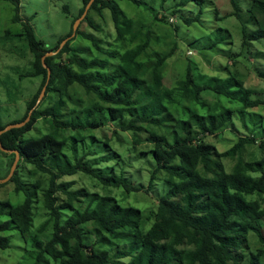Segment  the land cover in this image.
<instances>
[{
    "label": "trees",
    "instance_id": "16d2710c",
    "mask_svg": "<svg viewBox=\"0 0 264 264\" xmlns=\"http://www.w3.org/2000/svg\"><path fill=\"white\" fill-rule=\"evenodd\" d=\"M10 1L16 5L14 21L23 24L18 33L7 31L10 48L16 50L18 45L13 43L19 37L26 45V55L33 54L31 70L23 76L41 78L39 90L19 120L23 121L37 105L48 81L49 69L44 57L57 51L74 33L75 23L90 0H84L71 31L61 38L55 49L47 47L34 26L22 18L21 0ZM206 1L197 0L200 4ZM230 1L233 10L221 16L216 14L218 20L235 16L244 21L245 0ZM247 1V10L256 27L243 26V51L232 54L222 47L228 44L231 35L230 29L222 27L201 36L203 48L224 51L234 56L236 62L242 56H250L254 41L264 38V0ZM189 2L191 0H181L176 7L181 9ZM150 9L155 20L161 18L170 22L167 13L160 17V11ZM66 10L69 11L67 6ZM107 10L115 25V38L106 45L105 39L96 32L99 27L94 14L105 19ZM204 13L202 8L196 15L183 18L189 24H203ZM83 23H89L96 31L85 30L80 25L76 37L57 54L47 56L52 77L47 94L32 119L25 126L2 134L7 148L21 152L22 159L9 182H14L16 191L24 192L26 199L17 205L10 200H0V216H4V220L0 219V231H4V235H0V248H11L13 238L6 233L19 229L25 244L30 240L33 243L32 264H52L53 261L61 264H243L251 249V231L264 242V155H254L250 160L245 156L248 146L258 140L255 135H240L225 151H220L208 137L229 129L235 123V114L241 112L240 107L227 105L222 96L241 102L242 109L249 110L264 104V91L247 86L240 73L229 65L224 66L229 73L226 76H205L189 66L175 84L168 85L165 82L167 64L178 46L164 51L155 49L154 44L161 36L155 35L146 21L130 16L120 0H95ZM221 33L224 34L221 36ZM79 34L92 42L97 53L91 55L89 47L75 42ZM259 75L264 77V69ZM76 84L87 93L88 100L78 97L80 92L72 88ZM207 94H215L218 99L212 101ZM48 100L51 104L46 105ZM70 103L74 104L72 118L66 113ZM96 114H101L102 118H95ZM42 119L50 122L53 130L27 138V132ZM108 121H114L123 131L132 132L135 144L147 141L154 145L143 151L144 154L153 152L158 165L150 184H155L162 175L169 188L158 199L157 207L149 212L135 205H124L115 195H103L85 187L73 189V182L61 181L65 176L85 172L107 187L125 188L127 192L141 189L133 177L117 173L115 167L104 171L96 166L106 159H97L93 164L85 154L73 161L65 151L68 139L63 134L66 130L95 129ZM7 125L0 124V131ZM87 138L82 135L80 139ZM3 152L13 156L8 175L16 153ZM225 158H237L232 171L227 169ZM24 163L34 166L29 170L33 176L49 175L48 185L43 186L42 178L32 182L25 179ZM60 191L67 199L61 201ZM38 193L49 216L39 230L45 232L53 225L52 234L47 238L34 237L39 235L34 232ZM83 197L90 198V203L81 212L76 203ZM263 254L264 250L251 251L252 263L262 264Z\"/></svg>",
    "mask_w": 264,
    "mask_h": 264
},
{
    "label": "rangeland",
    "instance_id": "374dc122",
    "mask_svg": "<svg viewBox=\"0 0 264 264\" xmlns=\"http://www.w3.org/2000/svg\"><path fill=\"white\" fill-rule=\"evenodd\" d=\"M142 1L144 3L141 5L134 0H120V4L130 16L146 21L153 27L155 35L161 36L162 39L154 44L155 49L164 51L171 50L176 45L178 46L176 54L169 59L167 64L165 82L168 85L175 84L179 78L187 73L189 66L194 67L193 69L198 74L205 76L217 74L226 76L229 73L224 66L229 65L232 69H235L234 71L240 73L247 86L264 91V77L259 75V71L264 69V38L254 41L250 56H242L237 62L233 60L234 56L231 57L224 51L203 48L200 39L201 36H207L213 30L216 31L218 27L228 28L231 31V35L227 39L228 44H223L222 47L231 50L232 54L243 51V26L246 25L251 29L256 27L253 17L247 10V0L243 1L244 10L242 17L244 21L235 16L218 20V15L221 16L233 10L230 0H207L201 4L197 0H191L181 9L179 8L180 10L177 9L176 3L181 0ZM83 5L84 0H21V16L34 26L37 36L45 41L47 47L55 49L59 45L61 38L71 31L73 21L79 16ZM0 6V124H9L24 117L29 101L39 90L41 78L23 76L24 73L31 70L33 54L30 55L28 53L26 55V51H24L26 45L19 40V37L13 43L18 45L16 50L13 51L10 48L11 43L6 38L7 31L10 29L18 33L23 29V24L22 22L14 21L16 5L12 1L1 0ZM66 6L69 11L66 10ZM150 7L160 11V17L167 13L170 16V22L163 21L161 18L160 20H155ZM202 8L205 11L203 24L199 22L189 24L184 20V16H194ZM94 19L99 30L96 31L89 23H81L82 27L85 30H95L101 38L105 39L103 43H106V45L108 41H114L115 25L111 12L109 10L106 11L105 19L101 15L94 14ZM223 34L221 33V36ZM75 42H81L82 46L89 47L91 55L97 53L92 42L83 35L79 34ZM72 88L80 92L79 98L89 99L87 93L78 84ZM207 97L212 101L218 99L215 94H207ZM221 99L229 106L240 107L241 112L235 114V123L229 129L220 134L209 135L208 140L216 144L220 151H225L233 146L240 135H255L259 141L257 140V142L248 146L245 156L248 160L254 158V155L262 157L264 155V147H261V143L264 140V104L254 109L243 110L241 102L232 101L226 96H222ZM49 104H51L50 100L47 101L46 105ZM84 106L85 103L81 109H84ZM73 107L74 104L70 103L66 108L69 118L75 116ZM79 113L83 114L81 110H79ZM95 118H102V115L96 114ZM52 130L51 123L46 119H42L33 130L27 132L26 137L41 136ZM115 131H118V134ZM82 135H87L88 138L86 140L80 139ZM63 137L68 139L65 151L73 161L85 154H87L88 159L93 164L97 162V159H106L101 161L100 164H96V166L104 171H109L110 166L115 167L117 173L121 174L124 172L127 176L133 177L135 183H138L141 187L140 190L127 192L125 188L107 187L100 183L97 178L85 172H79L76 175H68L61 179L62 182H73V189L85 187L92 192L103 195L112 194L118 197L124 205H135L146 212L156 208L158 199L166 194L169 184L162 175L156 179L155 184H150L153 171L158 165L153 152L144 154L143 151L152 149L154 147L153 143L144 141L141 144H135L133 133L123 131L114 121H108L105 125L95 129H68L63 134ZM171 139L173 140L172 136ZM12 160L13 156L4 154L0 148L1 179L9 175L7 173ZM224 160L227 169L232 171L237 163V158H225ZM32 167H34L32 164H23L22 170L25 179L32 182L42 178L44 181L43 186L46 187L49 175L33 176L29 172ZM15 188L14 182L0 185V200H10L16 205L22 203L26 199V195L24 192L18 193ZM59 194L63 198L61 201L67 199L64 192L60 191ZM37 197L39 200L36 203L37 215L34 232L39 235H34V237L47 238L52 234L53 225H50L45 232L39 230V227L49 216L43 202H40L39 193ZM89 203L90 198L83 197L82 201L76 203V207L78 211L82 212L89 206ZM67 210H65V213H71V211ZM0 219L4 220V216H0ZM1 234L4 235V231H0ZM6 235L12 236L13 245L7 250L0 248V264H32L30 258L31 251L34 249L32 241L30 240L26 245L23 234L19 229L10 230ZM250 243L251 249L248 250V256L244 259L243 264H253L250 255L251 251L258 253L264 250V242L260 240L259 235L254 230L250 233ZM52 264L61 263L53 261ZM262 264H264V254L262 255Z\"/></svg>",
    "mask_w": 264,
    "mask_h": 264
},
{
    "label": "water",
    "instance_id": "95a60500",
    "mask_svg": "<svg viewBox=\"0 0 264 264\" xmlns=\"http://www.w3.org/2000/svg\"><path fill=\"white\" fill-rule=\"evenodd\" d=\"M95 0H90L89 3L87 4L86 6V9H85V12L83 13V15L81 17H79L75 23V26H74V33L67 37L61 44V47L57 50V51H51L49 52L45 57H44V63H45V66L48 67L49 69V77H48V81H47V84L44 86L41 94H40V97L38 99V102H37V105L31 110L29 116L27 119H25L24 121H21V122H18V123H11L9 124L8 126H6L5 129L1 130L0 131V146L2 148L3 151L5 152H9V153H16L17 154V157H16V160L12 166V169H11V172L10 174L4 178V179H1L0 178V183H6L8 181H10L12 179V177L14 176L17 168H18V165H19V162L21 160V153H20V150H16V149H9L7 148L3 142H2V134L6 131H9L13 128H19V127H22V126H25L32 118V115H33V112L34 110L37 108V106L42 102V100L44 99V97L46 96V93H47V89H48V84L50 82V79L52 77V68L48 66V64L46 63V58L48 55H55L57 54L58 52L61 51V49L65 46V44L73 37H75L78 33V29L82 23V21L87 17L90 9L92 8L93 4H94Z\"/></svg>",
    "mask_w": 264,
    "mask_h": 264
},
{
    "label": "clouds",
    "instance_id": "9594fccd",
    "mask_svg": "<svg viewBox=\"0 0 264 264\" xmlns=\"http://www.w3.org/2000/svg\"><path fill=\"white\" fill-rule=\"evenodd\" d=\"M190 52H193V51H190ZM46 94H47V93H46ZM44 98H45V97H44ZM43 100H44V99H43ZM43 100H42V101H43ZM31 110H32V109H31ZM34 111H35V110H34ZM30 112H31V111H30ZM33 113H34V112H33ZM29 114H30V113H29ZM32 116H33V115H32ZM27 118H28V117H27ZM27 118H26V119H27ZM31 119H32V118H31ZM23 121H24V120H23ZM19 122H21V121H19ZM16 123H18V122H16ZM10 124H11V123H10ZM8 125H9V124H8ZM8 125H7V126H8ZM22 127H23V126H22ZM0 147H1V146H0ZM1 149H2V148H1ZM16 150H17V149H16ZM20 153H21V152H20ZM16 157H17V154H16ZM21 159H22V155H21ZM20 161H21V160H20ZM19 163H20V162H19ZM18 166H19V165H18ZM8 182H9V181H8ZM6 183H7V182H6Z\"/></svg>",
    "mask_w": 264,
    "mask_h": 264
}]
</instances>
